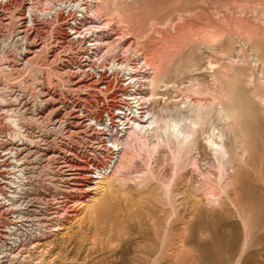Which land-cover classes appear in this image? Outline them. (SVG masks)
Segmentation results:
<instances>
[{
	"label": "rangeland",
	"instance_id": "obj_1",
	"mask_svg": "<svg viewBox=\"0 0 264 264\" xmlns=\"http://www.w3.org/2000/svg\"><path fill=\"white\" fill-rule=\"evenodd\" d=\"M58 1H34L38 36L23 57L30 64L0 72L6 88L21 85L35 98L39 70L47 86L66 85L60 70L68 48L66 11L58 22L51 15L60 6L48 12ZM90 1L81 3L95 30L103 29L116 46L99 55L128 57L141 76L149 73L143 58L162 60L159 74L168 84L145 100L157 123L124 138L130 147L120 150L102 184H92L93 171L79 180L81 193L59 209L60 229L38 244L26 234L11 250L14 221L0 208V256L15 264H264V0H100L99 12ZM12 3L11 10L21 8V0ZM5 19L0 12V42L15 29V21ZM3 45L4 56L18 63L11 59L19 57L17 48ZM91 95L94 103L104 97ZM173 121L197 122L199 144L187 156L167 129ZM32 123L41 125L29 120L31 129ZM11 125L0 118V132ZM209 139L221 140L227 153L212 152Z\"/></svg>",
	"mask_w": 264,
	"mask_h": 264
},
{
	"label": "bare ground",
	"instance_id": "obj_2",
	"mask_svg": "<svg viewBox=\"0 0 264 264\" xmlns=\"http://www.w3.org/2000/svg\"><path fill=\"white\" fill-rule=\"evenodd\" d=\"M1 1H5L4 5L1 4ZM13 1L18 0H0V12L3 16H6L5 20L15 21L13 23L15 26L14 32L7 39L0 42V58L3 59L0 62V72H5V74L16 73L20 67L30 64V62L24 61L23 57L30 52L29 49L33 44L30 40L38 36L32 31V27L37 25L34 24L35 16L33 14L35 0H29L31 3H28V6H24L23 0H21V8H18V4L17 7L11 10L7 6L9 4L12 6ZM81 2L83 0H59L56 4L53 3L48 10L50 13L60 6L59 12L57 10L54 15H51L54 22H58V15H62L64 11L68 10L66 25L72 30L77 29L75 33L78 34V41H89L81 57L71 54L68 58L66 49L62 50L64 54L61 62L66 64L62 65L63 67H60V70L64 76L63 79L67 82L66 85H56L55 82V86L52 83L51 86H47V79H43L44 76L40 70L36 72V82H34V88L37 91L39 90L48 97L51 96L47 98L48 100L54 98H52V89L59 92L60 96L67 97L69 100L68 106L61 105L59 109L52 107L50 115L44 117L39 107L41 103L33 101L26 92L27 88L21 85L6 88L4 84L6 79L3 80L4 75L0 78V118L12 124L11 129L0 132V208L4 213L7 212V215L14 221L11 223L12 225L8 226L10 235L15 237L10 238L11 250L15 248L17 241L22 240L21 236L25 237L28 234L29 238H34L31 243L35 245L47 234H53L59 230L62 218L59 209L62 204H66V200L74 197V194L81 193L83 188L79 186L83 185L79 180L89 178L88 173L93 171V173L95 172L93 175L96 176L92 184H102L108 176L107 172H111L112 167L118 160L120 150L122 151L124 148L128 150L130 147L129 143L124 141V138L133 131H150V129H153L150 128L152 124L157 123V120L154 119L155 117L145 105L147 104L145 100L147 95L148 97H155L157 90L168 84L163 74H159L160 69L163 67L162 60H158V54H155L157 60L152 61L153 63L149 62L147 58H143L142 67H148L149 72L145 74H152V77L148 78V75L141 76L136 66L129 63L128 57L123 61H119L116 55L105 56L110 51H114L116 46L109 37L105 38L101 34L104 32L103 29L95 30L96 21L88 16L86 3ZM90 2L96 12L104 8V6L99 5L100 0H91ZM22 7L27 8L29 17L25 16L24 11L22 12ZM112 9L118 13L114 8ZM74 12L78 13V16L74 15ZM28 23L30 26H28ZM75 24H83L87 28L78 31L79 28ZM107 27L110 30L109 34H111L113 27ZM127 38H131V36L128 35ZM2 43L5 44L3 46L7 49L10 47L17 48L19 57L11 59L17 60L18 63L12 62L7 54L4 56L5 49L2 47ZM103 48H106V54L99 57V52ZM120 49L125 53L122 47ZM126 51L131 50L129 48ZM152 59L154 57L150 60ZM118 74H122L124 79L118 80ZM140 78L144 79L141 80ZM143 85H147L150 90L144 91ZM91 90L103 94L105 101L108 102L107 107L98 113L90 108L89 96H92ZM44 102L46 103V101ZM114 107L119 109L118 114L111 112L113 109L110 108ZM107 108L111 110L108 115L109 118H105L101 113ZM148 115L151 116L148 117ZM29 120L41 124L32 123L38 131L32 133L28 130L31 129V126L27 124ZM49 124L51 125L49 126ZM196 124L197 122L190 121V124L181 126L178 121H173L167 127V129H172V134L179 138V142L183 144L184 154L188 152L192 145L199 144L197 135L199 130L193 128ZM50 131L62 132L61 138L65 142L67 140L76 141L79 147L77 150L79 151L70 154L80 160L83 158L86 164H90V170L84 169L83 165H77L76 160L72 157L69 158V155H64L66 149L62 150L64 156L53 149L55 147L54 140L48 139ZM209 140L210 147L213 149L212 152L218 155L227 153V149H225L227 146L221 140ZM42 172L45 177L40 175L38 179L37 173L42 174ZM41 177L47 178V182L41 181ZM96 187L98 186L91 189ZM53 226H56V228H53ZM28 235H26L27 238ZM3 257L6 256H0V264H15L14 259L11 258L8 261Z\"/></svg>",
	"mask_w": 264,
	"mask_h": 264
},
{
	"label": "built area",
	"instance_id": "obj_3",
	"mask_svg": "<svg viewBox=\"0 0 264 264\" xmlns=\"http://www.w3.org/2000/svg\"><path fill=\"white\" fill-rule=\"evenodd\" d=\"M68 10H66V17H68ZM78 14V13H77ZM76 14V16H78ZM69 17H72V16H69ZM79 20V19H78ZM71 21V20H69ZM71 23V22H70ZM79 30L78 31H82L84 29H86L87 27L86 26H83V24H75ZM77 30V29H76ZM76 30H72L69 28V26H66V29H65V42H66V46L68 48H66V56L69 58V56H71V54L73 55H76V57H81L83 55V52H84V48L89 44V41H78L77 40V33H75ZM81 39V37H80ZM103 55L102 53H100L99 57ZM97 59V58H96ZM54 89H52V93H53V96H52V100H48L47 98H50L48 97L46 94H43L41 92H39V90L37 91V95L35 98H33L31 92H28L26 90V92L28 93L29 96H31V98L33 99V101H38V103H41V105H39L40 109H41V113L43 114L44 117H47L50 115V112H51V108L54 107L55 109H59L61 105H64V106H68V103H69V100L67 99V97H65L64 95L60 96V93L57 92V91H54ZM66 94V93H65ZM67 95V94H66ZM40 96V97H38ZM66 98V99H65ZM46 101V103L44 102ZM71 101V100H70ZM90 108L91 109H94L98 112H100L103 108H106L107 107V103L104 99V97L102 96V98H96L95 99V103L92 102V99L90 97ZM100 104H99V103ZM108 109V108H107ZM105 110L104 112L102 111V115L105 117V118H109L108 115L109 113L113 112L114 114H118L119 112V109L114 107V108H110V109H113L112 111L111 110ZM111 111V112H110ZM63 112V111H62ZM62 114V113H61ZM49 123V122H48ZM51 124H49L50 126ZM30 130V132H35V131H38V129H36V127H34V129H28ZM60 131H50V135L48 137L49 140H54L53 143L55 144V147H53V149H56V151L60 154V155H63V151L62 150H67L66 153L64 155H69L68 157H72V159L74 160H79L81 162H83L86 166H88L89 168L90 167V164H86L85 161H83V158H81V160L79 158H77L76 156L74 155H71L72 153L75 154V152H78L79 150H77V148L79 149L78 147V144L76 143V141L74 140H67L65 142V140H63L61 138V135H59ZM71 153V154H70ZM63 155V156H64ZM71 155V156H70ZM89 161L91 159H88ZM84 165V166H85ZM47 179V178H46Z\"/></svg>",
	"mask_w": 264,
	"mask_h": 264
}]
</instances>
